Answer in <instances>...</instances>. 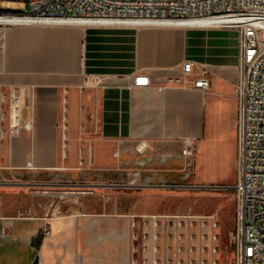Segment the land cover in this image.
Returning <instances> with one entry per match:
<instances>
[{"label":"crops","instance_id":"crops-1","mask_svg":"<svg viewBox=\"0 0 264 264\" xmlns=\"http://www.w3.org/2000/svg\"><path fill=\"white\" fill-rule=\"evenodd\" d=\"M187 60L195 63V69L210 67L211 84L225 83L231 97L233 92L235 134L234 64L239 60L235 29L57 22L0 25V92L6 95L0 102L4 112L0 192L7 188L27 194L23 202L28 203L24 213L16 203L10 207V201L0 200V264L147 260L142 234L136 232L137 213L62 212L59 204L51 211L49 205L55 201L40 189L88 187L95 193L108 188L195 187V151L190 162L182 149L188 141L194 149L200 138L211 90L168 84V78L181 74ZM140 73L151 81L139 84ZM11 88L20 98L18 124L10 116ZM141 140L149 146L138 151ZM80 151L83 160L89 158L88 165L84 161L79 165ZM91 200L87 199L88 205ZM156 244L158 252L150 257L159 262L164 240Z\"/></svg>","mask_w":264,"mask_h":264},{"label":"built area","instance_id":"built-area-1","mask_svg":"<svg viewBox=\"0 0 264 264\" xmlns=\"http://www.w3.org/2000/svg\"><path fill=\"white\" fill-rule=\"evenodd\" d=\"M27 12L0 9V17L23 19L14 24H36L54 19L59 24H96L107 26H142L135 20L222 18L219 27L238 32L237 93V179L230 186L235 198V225L229 231L234 264H264V0H27ZM207 65L195 69L191 60L181 65V74L168 78L170 85L198 89L211 87ZM150 77L140 73L139 84ZM11 120L19 123L20 98L16 89L9 92ZM6 95L0 92V102ZM4 112L0 110V118ZM63 124V128L65 129ZM2 132V131H1ZM65 139V133L63 134ZM67 143H63V156ZM146 140L137 143L143 151ZM182 154L192 161L190 141ZM79 165L83 163L79 152ZM201 187V186H199ZM143 264H218L219 219L217 212L202 216L142 215ZM164 240V256L155 255L158 240Z\"/></svg>","mask_w":264,"mask_h":264},{"label":"rangeland","instance_id":"rangeland-1","mask_svg":"<svg viewBox=\"0 0 264 264\" xmlns=\"http://www.w3.org/2000/svg\"><path fill=\"white\" fill-rule=\"evenodd\" d=\"M0 9L9 11L19 9L22 12H27V0H0ZM181 29L203 30L204 28ZM234 68V76L237 77V72L239 73L237 61H235ZM212 75L211 70V80L214 78V75ZM209 90L211 92L207 94L204 120L199 128L200 138L194 147L195 182L197 183L195 187L148 191L108 188L94 191L95 193L88 187L40 189V192L55 201L54 205H49L51 211L52 207L58 206V204L62 212L73 211L74 209L87 212L106 211L107 213L131 211L137 213L136 220L139 221V228L137 227L136 232L138 234H142L144 231L147 233L148 231L143 226L141 216L144 214H164L169 215L172 219L177 216H202L217 212L219 219L218 264H234L233 244L229 240V231L235 225L234 194L230 188L208 186H230L237 179V128L234 134L236 109L233 92L231 97L225 83L217 82ZM83 161L86 165L90 163L89 158ZM26 197L27 194H18L7 188L1 189L0 192L1 201H10V205L12 204L10 207L16 203L24 213V209L28 204L26 203L27 200L23 202ZM89 198L94 199V201H90V205L87 204ZM21 201L22 203H20ZM134 234L132 232V235ZM136 247L141 248L140 244Z\"/></svg>","mask_w":264,"mask_h":264},{"label":"bare ground","instance_id":"bare-ground-1","mask_svg":"<svg viewBox=\"0 0 264 264\" xmlns=\"http://www.w3.org/2000/svg\"><path fill=\"white\" fill-rule=\"evenodd\" d=\"M14 21H23V19L13 18V17H0V23H12ZM46 22H57L58 20L48 19L42 20ZM222 21V18H202V19H160V20H135L132 21L137 24L144 26H167V27H176V28H209V27H218L219 23ZM41 23V22H39Z\"/></svg>","mask_w":264,"mask_h":264}]
</instances>
